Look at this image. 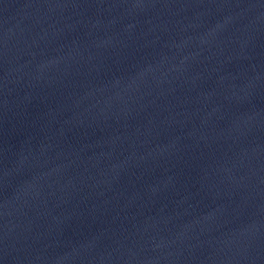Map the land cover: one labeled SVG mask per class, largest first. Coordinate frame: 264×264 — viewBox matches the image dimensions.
<instances>
[{"label":"water","instance_id":"1","mask_svg":"<svg viewBox=\"0 0 264 264\" xmlns=\"http://www.w3.org/2000/svg\"><path fill=\"white\" fill-rule=\"evenodd\" d=\"M0 264H264V0H0Z\"/></svg>","mask_w":264,"mask_h":264}]
</instances>
